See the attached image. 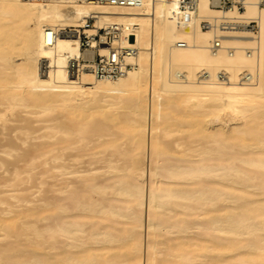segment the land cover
Segmentation results:
<instances>
[{
	"label": "bare ground",
	"instance_id": "1",
	"mask_svg": "<svg viewBox=\"0 0 264 264\" xmlns=\"http://www.w3.org/2000/svg\"><path fill=\"white\" fill-rule=\"evenodd\" d=\"M173 2L69 13L0 0V264H264V11L246 0L223 17L255 20L258 34L224 33L199 27L221 16L209 0L195 23L173 20ZM92 14L133 29L139 67L69 83L79 43L47 31ZM203 72L227 83H200ZM42 115L51 124L38 135ZM162 119H191L166 148Z\"/></svg>",
	"mask_w": 264,
	"mask_h": 264
},
{
	"label": "built area",
	"instance_id": "2",
	"mask_svg": "<svg viewBox=\"0 0 264 264\" xmlns=\"http://www.w3.org/2000/svg\"><path fill=\"white\" fill-rule=\"evenodd\" d=\"M45 3L50 1L61 2L66 5L67 12L75 5L107 6L111 8H138L144 5L145 0H41ZM173 11L170 14L173 20L183 18L184 23H195L198 20L199 0H173ZM209 8L219 14L220 18L215 22L206 20L199 21V27L204 31L214 32H240L247 30L251 35L258 34L259 28L255 20L248 21L247 24H240L236 18L228 19L223 17L228 12L236 11L238 14L244 13L248 3L246 0H209ZM259 8L264 11V0H260ZM92 14L83 18L78 27L64 28L60 31L50 29L47 34L52 38H66L79 43L80 55L76 59L68 58L66 71L69 83L80 82L83 73H90L97 80L116 82L124 79L130 72L138 69V65L130 62L129 58L138 56V49L129 45L130 39L134 37L132 28L119 24H107L100 26ZM181 22V23H182ZM87 32H90L88 34ZM125 42L127 46H125ZM215 43L211 46L212 51L217 53L222 49V39L214 38ZM182 48L184 45H178ZM87 53L93 55V59H86ZM52 64L48 60H42L39 71L42 78L49 77ZM247 78L252 76L245 74ZM200 83L219 82L227 83L225 75L218 74L214 78L207 73H201L197 77Z\"/></svg>",
	"mask_w": 264,
	"mask_h": 264
},
{
	"label": "rangeland",
	"instance_id": "3",
	"mask_svg": "<svg viewBox=\"0 0 264 264\" xmlns=\"http://www.w3.org/2000/svg\"><path fill=\"white\" fill-rule=\"evenodd\" d=\"M36 112H41L42 113V110L39 108L35 109ZM262 111H264V109H262ZM60 113L61 112V109L59 108H53L50 115L52 113ZM102 118H98L97 120H101ZM48 116H44L42 115V117L40 118L39 120V123L37 124V126L39 127V133L38 135H45L48 133V130H45L43 129V127H46V126H49L51 123H49L48 121ZM191 121V119H184V120H179L177 121L176 123H173V122H169L167 121L166 119H162L160 120V124H159V127H168V131H170V137H166L165 139H163L162 141V144L163 146L166 147H169L171 146L174 141H176L177 139L181 138L182 135L180 134H177L176 132L179 131V130H183L185 128H188V123ZM171 123V124H170ZM125 131H131L130 129H127ZM98 142H97V135H95V133L93 134V137H92V140H91V143L89 145V148L90 150H93L96 146H97ZM47 187H44L41 189V194L40 196L42 198H45L46 197V192H47Z\"/></svg>",
	"mask_w": 264,
	"mask_h": 264
}]
</instances>
